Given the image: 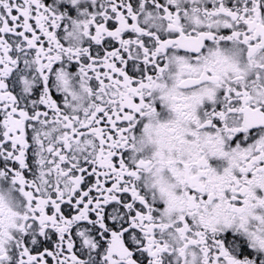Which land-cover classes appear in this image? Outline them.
Instances as JSON below:
<instances>
[{
	"label": "snow or ice",
	"instance_id": "1",
	"mask_svg": "<svg viewBox=\"0 0 264 264\" xmlns=\"http://www.w3.org/2000/svg\"><path fill=\"white\" fill-rule=\"evenodd\" d=\"M0 264H264V0H0Z\"/></svg>",
	"mask_w": 264,
	"mask_h": 264
}]
</instances>
